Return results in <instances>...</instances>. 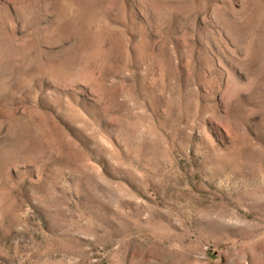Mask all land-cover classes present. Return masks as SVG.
<instances>
[{
    "label": "rangeland",
    "instance_id": "obj_1",
    "mask_svg": "<svg viewBox=\"0 0 264 264\" xmlns=\"http://www.w3.org/2000/svg\"><path fill=\"white\" fill-rule=\"evenodd\" d=\"M0 264H264V0H0Z\"/></svg>",
    "mask_w": 264,
    "mask_h": 264
}]
</instances>
